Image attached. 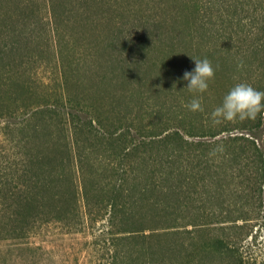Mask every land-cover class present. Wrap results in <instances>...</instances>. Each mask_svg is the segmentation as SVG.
Wrapping results in <instances>:
<instances>
[{"label":"trees","instance_id":"obj_1","mask_svg":"<svg viewBox=\"0 0 264 264\" xmlns=\"http://www.w3.org/2000/svg\"><path fill=\"white\" fill-rule=\"evenodd\" d=\"M74 1L83 5L85 0ZM90 1L106 2L108 12L129 2ZM155 1L161 2V81L168 92L163 107L170 113L161 124L175 121L180 128L156 132L159 120L151 119L144 134L135 126L132 132V122L117 126L97 102L88 103L87 96L72 97L68 76L61 71L55 103L47 108H18L26 121L38 116L41 124L34 125L35 134L44 126L53 130L45 131L42 146L21 151L15 175L1 183L5 223L13 226L6 229L0 218V232L6 229L4 238L20 239L51 222L77 229L84 214L91 225L104 221L112 251L104 264H212L211 258L222 264H255L240 245L251 221L264 214V113L255 120L237 121L243 127L236 133L227 127L232 122L206 130L208 125L201 120L196 129L193 121L186 120L185 95L190 92L182 76L195 66L191 57L204 50L213 67L223 68L230 88L246 82L264 91V0ZM64 14L52 5L57 41L63 36L57 24ZM182 17L188 31L180 39L167 31L165 19L176 24ZM158 23L156 18L139 20L130 31L124 30L126 24H116L118 32L107 47L118 49L112 61L121 69L119 76L146 80L139 75L152 67L148 55L156 43L150 42L147 30L152 36L149 28ZM114 37L124 39L123 46L115 44ZM227 66L233 73L227 74ZM103 69L100 85L118 76L107 66ZM242 71L245 76L239 75ZM174 97L176 101L169 104L167 99ZM127 119L125 115L117 121ZM218 146L223 150L217 151ZM159 238L170 240L155 260L152 240ZM137 240L148 241L139 251L143 258L149 255V261L133 260L134 249L119 248L121 242Z\"/></svg>","mask_w":264,"mask_h":264},{"label":"rangeland","instance_id":"obj_2","mask_svg":"<svg viewBox=\"0 0 264 264\" xmlns=\"http://www.w3.org/2000/svg\"><path fill=\"white\" fill-rule=\"evenodd\" d=\"M105 4L107 3L97 4L90 0H85L83 5L74 0H0V186L6 178L15 175L21 151L42 146L47 139L45 131L53 130L51 126H44L35 134L34 125L41 124L37 122L38 116L26 121L25 115H19L21 109L18 108L24 105L47 108L55 103L59 99L60 73L63 70L69 79L71 96H87L88 103L97 102L94 104L102 109L109 121L114 120L117 126L125 127L132 122V132L135 126L138 132L144 134L143 130L151 119L154 123L159 120L156 132H161V128H180L175 121L161 124L170 115L163 107L167 103L165 99L168 92L167 85H163L161 81V2L129 0L121 5L118 3L109 12ZM52 5L57 12L65 13L60 18L62 21L57 24L59 34L63 35L58 41L57 36L53 35L55 24L51 20ZM185 14L187 12L184 16ZM150 18L158 19L159 23L149 28L152 36L147 30L150 42L156 43L151 46L148 55L152 67L146 68L139 75V78L146 79L145 82L136 77L119 76L121 69L112 61L118 49L115 45V48L107 47L108 41L118 32L116 24H126L124 30L130 31L137 21ZM185 19L182 17L181 22L174 24L170 18H166L167 31L176 33L181 39V35H186L188 31ZM117 36L122 37L123 34L119 33ZM113 39L115 44L123 46L124 39ZM203 54L204 50L198 54L196 52L195 58H205ZM155 62L157 66L152 65ZM104 66H107V71H116L118 76L107 78L108 84L100 85L98 77L104 73ZM214 68V78L210 81L207 92L201 94L204 110H188L185 114L187 122L193 121L196 129L201 120L208 125L206 130L212 126L220 128L223 124L214 125L211 113L230 89V83L223 77V68ZM232 71L227 66V74L233 73ZM239 75L245 76L246 73L242 71ZM102 92L103 95H100ZM184 94L182 92L183 97ZM185 96L189 102L193 99L192 93ZM167 101L172 104L176 100L174 97ZM125 115L129 119L117 121ZM227 127L234 130L232 133H236L243 127V123L232 122ZM136 136L139 139L141 135ZM25 142H28V147H25ZM97 144L100 145L98 141ZM6 208L0 205V218L4 222L2 225L11 229L13 225L5 223L6 214L4 215L3 209ZM263 226L264 214H261L259 221H251L247 227L248 236L240 245L255 264H264ZM76 228L68 229L57 222L44 223L20 239L4 238L8 235L6 229L2 228L0 264H104L110 260L111 241L106 234L104 221L91 225L83 214L80 225ZM169 240L170 238L152 240V245L157 250L155 260L161 258V251L158 250L169 243ZM147 244L148 241L141 240L121 242L119 248L123 251L134 249L133 260L149 261V255L143 258L139 251L142 247L146 248ZM211 263L222 264L217 258H211Z\"/></svg>","mask_w":264,"mask_h":264},{"label":"clouds","instance_id":"obj_3","mask_svg":"<svg viewBox=\"0 0 264 264\" xmlns=\"http://www.w3.org/2000/svg\"><path fill=\"white\" fill-rule=\"evenodd\" d=\"M191 58L195 66L192 70L185 71L182 76V79L187 81L184 88L193 94V99L186 107L192 112L203 111L201 94L207 92L209 83L214 78L215 68L206 57ZM261 113H264V91L254 88L249 83L239 82L227 91L220 104L213 109L211 120L214 125L223 122H242L255 120ZM216 150L222 151L223 148L218 146Z\"/></svg>","mask_w":264,"mask_h":264}]
</instances>
